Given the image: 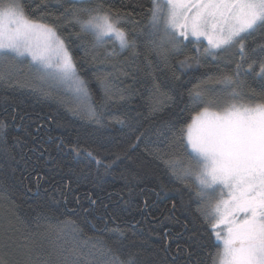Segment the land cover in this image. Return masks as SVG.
I'll use <instances>...</instances> for the list:
<instances>
[{
  "label": "trees",
  "instance_id": "1",
  "mask_svg": "<svg viewBox=\"0 0 264 264\" xmlns=\"http://www.w3.org/2000/svg\"><path fill=\"white\" fill-rule=\"evenodd\" d=\"M22 2L32 18L62 10V0H50L35 13L39 0ZM101 2L134 12L139 24L120 25L135 41L127 49L107 39L93 50L91 36H75L78 26L61 28L92 111L77 109L64 87L30 67L29 58L0 56V262L62 264L63 252L73 264L75 249L86 254L85 264H213L222 240L197 211L205 199L197 195L194 178L174 174L191 152L186 126L205 108L262 102L264 78L249 73L247 87L237 89L241 96L233 101L232 90L217 81L239 60L235 49L216 59L202 55L199 63L181 68L178 61L207 47L203 40L189 38L177 54L163 23L153 34L152 0H93V5ZM246 40L248 62L264 57V31ZM113 50L115 56L105 55ZM92 112L99 122L90 119ZM165 125L167 138L159 131ZM77 141L111 167L89 165L69 152Z\"/></svg>",
  "mask_w": 264,
  "mask_h": 264
},
{
  "label": "snow or ice",
  "instance_id": "2",
  "mask_svg": "<svg viewBox=\"0 0 264 264\" xmlns=\"http://www.w3.org/2000/svg\"><path fill=\"white\" fill-rule=\"evenodd\" d=\"M49 5L50 0H39L33 13ZM58 7L62 8L58 14L41 12L32 18L22 0L0 2V56L13 60L30 57V67L71 81L77 91H83L85 81L77 75L67 38L60 35L61 28L78 26L75 36L78 39L91 36L93 50L104 47L106 40L113 37L114 45L118 42L120 49H127L134 48L135 41L129 39L128 29L120 25L139 24V21L134 19L132 11L105 7L102 2L93 5V0H62ZM148 11L153 34L163 23L167 40L177 54L183 52L190 37L197 42H201V37L207 40L203 51L197 47L194 55L178 61L181 68L199 63L202 55L216 59L221 52L236 50L239 60L233 70L217 81L225 90H232L228 95L233 101L241 96L237 89L247 87L245 77L249 73L264 78V57L248 62L246 40L256 31H264V0H164V4L152 0ZM49 19L51 23L44 22ZM260 52L264 53V45L260 46ZM116 54L115 50L105 53ZM251 54L255 56V48ZM251 95L256 96L254 90ZM196 98L204 100L202 93H197ZM261 100L254 106L232 102L220 111L207 108L201 111L187 126V146L191 148L187 163L180 172H174L180 180L194 178L200 200L217 187L221 189L214 204L209 201L197 209L215 237L223 241V250L217 254L219 264H264V97ZM90 119L99 122L95 112L90 113ZM159 131L167 138L170 128L165 125ZM68 151L83 156L89 165L94 161L98 168L111 167L104 165L98 152L80 146L78 141L68 146ZM175 208L173 203L172 210ZM225 228L227 232L223 235ZM107 251L111 252V248ZM71 255L73 264H85V253L73 249ZM192 255L189 252V257ZM58 260L67 264L68 256L61 252ZM120 264H132V261Z\"/></svg>",
  "mask_w": 264,
  "mask_h": 264
},
{
  "label": "rangeland",
  "instance_id": "3",
  "mask_svg": "<svg viewBox=\"0 0 264 264\" xmlns=\"http://www.w3.org/2000/svg\"><path fill=\"white\" fill-rule=\"evenodd\" d=\"M164 4V2H163ZM111 39H115L114 37L111 38ZM190 39H193L195 40V38L193 37H190ZM201 40H203L206 45H207V40L204 39L203 37H201ZM117 45L119 46L118 42H117ZM29 58L30 60V57H27ZM40 73L42 72L46 77L54 80L56 83L60 84L61 86L64 87V89L69 93L73 103L75 104V107H77V109H82V110H87V111H92V107H91V101H90V97H89V94H88V91L87 89L85 88V90L83 91H77V87L74 83H72L71 81H64V80H61L60 78L58 77H53V76H50L49 74L39 70ZM204 110V109H203ZM201 110V111H203ZM209 111H220L221 109H208ZM201 111L197 112L191 119L190 123H192L193 119L199 114L201 113ZM187 125V126H188ZM187 126H186V134H187ZM187 140V138H186ZM220 188L217 187L215 192H209V193H206L205 194V201L204 203L206 204L207 202L211 201V203H215L216 199H219V193H220ZM226 191V190H225ZM226 198V197H224ZM226 228L224 229V232L222 233L223 235H226ZM223 250V241H221V245L219 247V250L218 252H222ZM217 252V254H218ZM216 264H219V256L216 255Z\"/></svg>",
  "mask_w": 264,
  "mask_h": 264
},
{
  "label": "flooded vegetation",
  "instance_id": "4",
  "mask_svg": "<svg viewBox=\"0 0 264 264\" xmlns=\"http://www.w3.org/2000/svg\"><path fill=\"white\" fill-rule=\"evenodd\" d=\"M46 141H49V138L47 137V140Z\"/></svg>",
  "mask_w": 264,
  "mask_h": 264
}]
</instances>
